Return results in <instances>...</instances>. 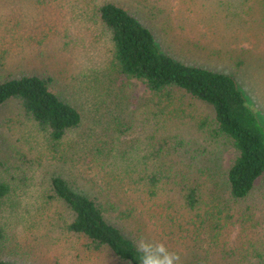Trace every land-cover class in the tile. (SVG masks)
I'll return each mask as SVG.
<instances>
[{"label": "trees", "instance_id": "trees-1", "mask_svg": "<svg viewBox=\"0 0 264 264\" xmlns=\"http://www.w3.org/2000/svg\"><path fill=\"white\" fill-rule=\"evenodd\" d=\"M90 2L82 10L84 15L90 11L98 37L108 43L105 68L141 82L150 91L136 116L141 128L138 139L146 145L140 160L132 161L133 145L118 151L117 135L106 144V138L98 140L89 134L97 139L89 144V137L77 133L83 127L82 113L55 91V79L47 65L0 63V110L15 103L46 134L53 149L66 148L63 153L57 150L58 162L71 161L73 157L66 156L73 150L74 160L81 157L94 164L92 182L98 179L101 183L89 193L81 184L86 182L84 178L67 179L59 173L42 181L35 176V191L40 190L42 198L35 202V243L30 248L35 262L138 264L134 241L143 230L134 225L148 227L150 220L160 222L168 213V204L173 209L194 208L206 188L221 191L234 202L251 199L254 191L258 194L255 198L260 194L264 200V126L248 108L234 77L185 64L125 8L108 0ZM202 50L207 55L211 52ZM213 51L214 56L220 55V49ZM246 54L248 51H242L235 57L228 53V57L241 65ZM116 125V132L124 126ZM119 133L131 135V127ZM3 143L0 136V153ZM225 152L233 154L226 165L219 162ZM26 174L16 175L12 183L0 182V264L14 262L3 257L7 246L1 220L5 194L15 191L11 190L15 182L26 185L31 177ZM152 207L156 209L153 214ZM171 214L175 223L179 213L172 210ZM255 264H264V256Z\"/></svg>", "mask_w": 264, "mask_h": 264}, {"label": "rangeland", "instance_id": "rangeland-1", "mask_svg": "<svg viewBox=\"0 0 264 264\" xmlns=\"http://www.w3.org/2000/svg\"><path fill=\"white\" fill-rule=\"evenodd\" d=\"M108 1L138 17L155 32L160 44L185 64L234 77L248 108L264 126V0ZM90 4V0H0V63L47 65L55 79V91L82 113L83 127L77 133L81 137L96 135L98 140L106 138V144L117 135L118 151L133 145L130 149L136 164L146 148L145 141L138 139L141 128L136 116L150 91L141 82L105 68L108 43L98 37L90 11L83 14ZM74 28L77 32L72 31ZM202 48L211 50L210 54ZM213 49H220V55L214 56ZM242 51H248L242 64L232 63L228 53L236 57ZM95 75H101L96 82ZM19 109L10 103L0 110V136L4 140L0 182L12 183L23 172L31 177L26 185L15 182L11 187L15 191L5 194L1 220L7 246L3 257L18 264H44L43 259L35 262L30 251L31 243H35V202L42 199L40 190L35 191V176L42 181L59 173L67 179L84 178L86 182L82 180L81 184L89 193L101 183L98 179L92 182L94 164L81 157L74 160L73 150L66 156L73 157L71 161L58 162V153L66 148L53 149L46 134ZM117 123L124 125L121 129L130 126L132 134L121 135V129L116 132ZM89 138V144L97 141ZM232 157L231 152H225L219 162L229 164ZM202 194L194 208L182 203L184 208L173 209L168 204V213L160 222L150 220L148 227L134 226L179 253L180 264L260 262L264 256V200L260 194L255 198L258 194L254 191L253 199L236 202L214 189L206 188ZM172 210L179 213L175 223L171 222ZM158 213L161 215V210Z\"/></svg>", "mask_w": 264, "mask_h": 264}, {"label": "clouds", "instance_id": "clouds-1", "mask_svg": "<svg viewBox=\"0 0 264 264\" xmlns=\"http://www.w3.org/2000/svg\"><path fill=\"white\" fill-rule=\"evenodd\" d=\"M134 244L139 253L138 264H180V254L170 251L163 242H156L142 234Z\"/></svg>", "mask_w": 264, "mask_h": 264}]
</instances>
